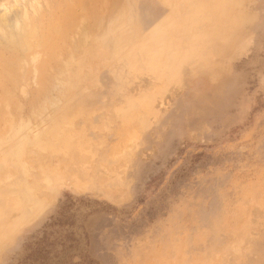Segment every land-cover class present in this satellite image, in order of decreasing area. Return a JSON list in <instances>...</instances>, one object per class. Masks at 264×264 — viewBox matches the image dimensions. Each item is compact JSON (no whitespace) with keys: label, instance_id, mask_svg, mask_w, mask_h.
Returning <instances> with one entry per match:
<instances>
[{"label":"rangeland","instance_id":"374dc122","mask_svg":"<svg viewBox=\"0 0 264 264\" xmlns=\"http://www.w3.org/2000/svg\"><path fill=\"white\" fill-rule=\"evenodd\" d=\"M0 16V264H264V0Z\"/></svg>","mask_w":264,"mask_h":264},{"label":"bare ground","instance_id":"6f19581e","mask_svg":"<svg viewBox=\"0 0 264 264\" xmlns=\"http://www.w3.org/2000/svg\"><path fill=\"white\" fill-rule=\"evenodd\" d=\"M4 1H5V0H4ZM89 1H90V0H89ZM6 2H7V1H6ZM100 3H101V2H100ZM7 4H8V3H7ZM91 4H92V3H91ZM87 5H88V4H87ZM104 5H105V4H104ZM101 6H102V5H101ZM105 6H106V5H105ZM91 7H92V6H91ZM3 8L5 9V7H3ZM104 9H105V8H104ZM5 10H8V9L6 8ZM100 10H101V9H100ZM24 11H25V9H24ZM95 11H96V10H95ZM6 12H7V11H6ZM101 12H102V11H101ZM7 14H8V13H7ZM3 16H4V15H3ZM0 17H1V16H0ZM4 17H5V16H4ZM24 18H25V17H24ZM96 18H97V17H96ZM98 19H99V16H98ZM1 21H2V20H1ZM2 22H3V21H2ZM4 22H5V21H4ZM6 22H7V21H6ZM6 22H5V23H6ZM0 24H1V23H0ZM6 24H7V23H6ZM6 24H5V26H6ZM18 24H19V23H18ZM22 24H23V23H22ZM48 24H49V23H48ZM94 24H95V23H94ZM96 24H97V23H96ZM16 25H17V22H16ZM3 26H4V25H3ZM21 26H22V25H21ZM1 27H2V26H1ZM1 27H0V33L2 34V32H1V31H2ZM25 27H26V26H25ZM21 28H22V27H21ZM36 30H37V29H36ZM97 30H98V29H97ZM36 32H37V31H36ZM19 33H20V32H19ZM6 34H7V33H6ZM68 34H69V33H68ZM9 35H11V34H9ZM37 35H38V34H37ZM76 35H77V34H76ZM2 36H3V35H2ZM4 36H5V35H4ZM6 36H7V35H6ZM11 36H12V35H11ZM17 36H18V35H17ZM0 37H1V36H0ZM14 37H15V36H14ZM14 37H13V38H14ZM11 38H12V37H11ZM13 38H12V39H13ZM19 38H20L19 41L22 43L23 46L25 45V46L29 47L30 49L32 48V47H30V45H32L33 42H32V43L30 42V40H29V38H28V32L26 31L25 28H24V29H23V28L21 29V36H20ZM19 38H18V39H19ZM48 39H49V38H48ZM48 39H47V41H46L47 44H48V41H49ZM10 40H11V39H9V41H10ZM14 40H15V38H14ZM71 40H72V38H71ZM73 41H74V40H73ZM11 42H13V41L11 40L10 43H11ZM17 42H18V41H17ZM46 42H45V43H46ZM15 43H16V40H15ZM35 43H36V42H35ZM70 43H71V42H70ZM75 43H76V42H75ZM13 44H14V43H13ZM73 44H74V43H73ZM11 45H12V44H11ZM14 45H16V44H14ZM33 45H34V44H33ZM33 45H32V46H33ZM66 48H67V47H66ZM58 49H59V47H58ZM73 49H74V48H73ZM74 52H75V51H74ZM9 61H10V60H9ZM57 61H58V60H57ZM57 63H58V62H57ZM12 64H13V63H12ZM75 159H76V158H75ZM75 163H76V162H75ZM72 172H73V171H72ZM6 173H7V172H6ZM11 173H12V172H11ZM7 175H8V174H7ZM9 175H11V174H9ZM9 175H8V176H9Z\"/></svg>","mask_w":264,"mask_h":264}]
</instances>
